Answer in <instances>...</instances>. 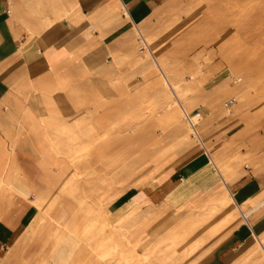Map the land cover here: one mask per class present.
<instances>
[{"label":"crops","instance_id":"1","mask_svg":"<svg viewBox=\"0 0 264 264\" xmlns=\"http://www.w3.org/2000/svg\"><path fill=\"white\" fill-rule=\"evenodd\" d=\"M170 4L0 0V254L35 222L44 193L70 174L82 143L96 145L95 155L99 136L109 153L124 149L133 92H164L158 73L134 65L140 37ZM209 107L205 137L196 136L202 147L181 158L169 152L181 162L155 167L154 180L110 207L126 214L152 206L155 220L185 228L179 239L194 249L191 264H264V135ZM147 128L156 143V125Z\"/></svg>","mask_w":264,"mask_h":264},{"label":"rangeland","instance_id":"2","mask_svg":"<svg viewBox=\"0 0 264 264\" xmlns=\"http://www.w3.org/2000/svg\"><path fill=\"white\" fill-rule=\"evenodd\" d=\"M145 39L155 59L142 54L140 44L134 68L158 73L164 92L131 94L130 137L122 151L119 144L109 153L100 136L97 155L96 145L81 144L70 174L56 178L54 190L44 193L37 219L0 254V264H191L196 259L187 254L194 249L179 239L186 229L179 233L175 223L155 220L152 206L123 214L110 205L128 188L154 180L155 167L181 162L167 159L169 152L181 158L202 147L196 136L204 139L208 128L204 105L237 117L240 129L264 135V0H171ZM231 97L237 103L225 111ZM180 108L202 113L196 129ZM154 124L156 143L145 134ZM155 150L163 157H154Z\"/></svg>","mask_w":264,"mask_h":264},{"label":"built area","instance_id":"3","mask_svg":"<svg viewBox=\"0 0 264 264\" xmlns=\"http://www.w3.org/2000/svg\"><path fill=\"white\" fill-rule=\"evenodd\" d=\"M140 52L143 54L145 51L149 52V49L145 43V40L143 37H140ZM232 80H236L235 76H231ZM237 103V99L235 97H231L224 103V107L227 110H231ZM202 113L201 112H196L193 115L188 114L187 112L185 113V120L187 124L189 125L190 128L196 129L200 121L202 120Z\"/></svg>","mask_w":264,"mask_h":264},{"label":"bare ground","instance_id":"4","mask_svg":"<svg viewBox=\"0 0 264 264\" xmlns=\"http://www.w3.org/2000/svg\"><path fill=\"white\" fill-rule=\"evenodd\" d=\"M144 40H145V43H146V45H147V47H148V49H149V46H148L147 41H146L145 38H144ZM149 51H150V49H149ZM153 58L155 59V57H153ZM157 66H158L161 70H163L162 67H161L160 65L157 64ZM195 132H196V131H195Z\"/></svg>","mask_w":264,"mask_h":264}]
</instances>
